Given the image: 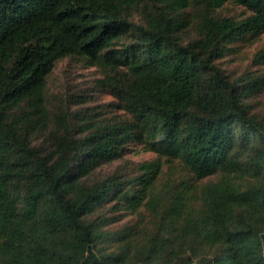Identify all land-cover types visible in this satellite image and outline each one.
I'll list each match as a JSON object with an SVG mask.
<instances>
[{
    "label": "trees",
    "instance_id": "1",
    "mask_svg": "<svg viewBox=\"0 0 264 264\" xmlns=\"http://www.w3.org/2000/svg\"><path fill=\"white\" fill-rule=\"evenodd\" d=\"M263 34L264 0H0V264H264V47L216 64ZM65 58L113 103H52Z\"/></svg>",
    "mask_w": 264,
    "mask_h": 264
},
{
    "label": "rangeland",
    "instance_id": "2",
    "mask_svg": "<svg viewBox=\"0 0 264 264\" xmlns=\"http://www.w3.org/2000/svg\"><path fill=\"white\" fill-rule=\"evenodd\" d=\"M243 12V8L233 5H227L223 11L225 15L229 16H239ZM263 47L264 34L253 45L237 47L234 53L217 61L216 64L233 80L246 72L257 74L259 69L252 67L250 63L254 53ZM261 71L263 72V70ZM100 77L101 74L98 69L86 66L85 62L80 59L65 58L56 64L55 69L48 78V99L52 103L57 104L62 96L83 90L93 99L92 102L85 104L86 107L89 105L99 106L108 103L111 104L114 100L110 96L93 91L94 81ZM249 103L255 107L256 113L264 115V94L252 100L250 99ZM155 158L153 153L144 152L140 146H135L131 148L125 158L115 162L113 165L104 167L101 173H109L115 171V169H119L120 171H126L132 174L135 172V165L137 163L151 161ZM133 220L132 217H128L120 225H112L107 230L113 234L120 226L130 223ZM146 220L148 221L149 218ZM111 243L112 241H110Z\"/></svg>",
    "mask_w": 264,
    "mask_h": 264
}]
</instances>
